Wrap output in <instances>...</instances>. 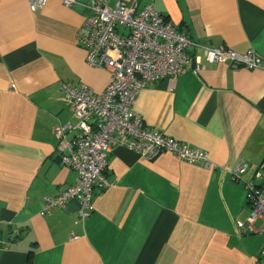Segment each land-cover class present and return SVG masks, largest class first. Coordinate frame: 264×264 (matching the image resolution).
I'll return each mask as SVG.
<instances>
[{
  "label": "crops",
  "instance_id": "0c3cea01",
  "mask_svg": "<svg viewBox=\"0 0 264 264\" xmlns=\"http://www.w3.org/2000/svg\"><path fill=\"white\" fill-rule=\"evenodd\" d=\"M125 1L152 4L193 41L264 58V0ZM84 15L60 0L36 11L0 0V264H260L264 235L237 226L248 208L228 170L264 161V71L227 61L149 84L133 103L147 125L207 151L216 168L115 145L110 185L94 191L84 221L76 199L40 214L46 196L76 182L52 132L75 121L60 83L101 92L110 81L77 41Z\"/></svg>",
  "mask_w": 264,
  "mask_h": 264
},
{
  "label": "built area",
  "instance_id": "2783aa9c",
  "mask_svg": "<svg viewBox=\"0 0 264 264\" xmlns=\"http://www.w3.org/2000/svg\"><path fill=\"white\" fill-rule=\"evenodd\" d=\"M85 11L77 30V41L85 49L88 65L107 69L110 81L101 92L85 83L63 81L59 90L69 104L74 122L53 127L58 140L56 152L62 165L76 173V182L54 196H46L41 215L76 199L79 210L76 222L84 221L93 211V193L110 185L105 171L115 145H122L151 160L170 153L188 163L207 169L218 165L208 152L181 142L147 125L136 113L133 103L147 85L173 79L188 70H200L204 63L227 61L232 67L264 71V58L254 50L237 52L225 45L210 46L193 41L190 36L152 4L141 9L117 0H60ZM46 0H28L32 11L42 8ZM194 50L191 53V50ZM250 164L238 161L228 171L245 190L248 215L237 226L264 235V161L245 178ZM259 221L257 228L253 223ZM264 264V246L258 253Z\"/></svg>",
  "mask_w": 264,
  "mask_h": 264
},
{
  "label": "rangeland",
  "instance_id": "374dc122",
  "mask_svg": "<svg viewBox=\"0 0 264 264\" xmlns=\"http://www.w3.org/2000/svg\"><path fill=\"white\" fill-rule=\"evenodd\" d=\"M247 172H248V171H247ZM249 174H250V173H244L245 178H246V177L249 178ZM257 225H258V224H256V225L254 224L255 227H257Z\"/></svg>",
  "mask_w": 264,
  "mask_h": 264
}]
</instances>
